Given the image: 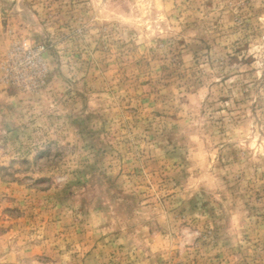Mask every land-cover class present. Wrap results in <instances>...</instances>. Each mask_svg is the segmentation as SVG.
I'll return each instance as SVG.
<instances>
[{
	"label": "rangeland",
	"instance_id": "374dc122",
	"mask_svg": "<svg viewBox=\"0 0 264 264\" xmlns=\"http://www.w3.org/2000/svg\"><path fill=\"white\" fill-rule=\"evenodd\" d=\"M0 264H264V0H0Z\"/></svg>",
	"mask_w": 264,
	"mask_h": 264
}]
</instances>
